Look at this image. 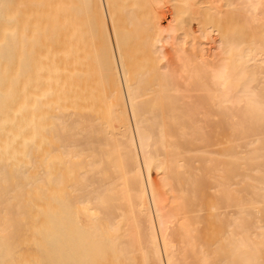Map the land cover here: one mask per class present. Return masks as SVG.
Returning a JSON list of instances; mask_svg holds the SVG:
<instances>
[{"label":"bare ground","instance_id":"obj_1","mask_svg":"<svg viewBox=\"0 0 264 264\" xmlns=\"http://www.w3.org/2000/svg\"><path fill=\"white\" fill-rule=\"evenodd\" d=\"M0 264H264V0H0Z\"/></svg>","mask_w":264,"mask_h":264},{"label":"rangeland","instance_id":"obj_2","mask_svg":"<svg viewBox=\"0 0 264 264\" xmlns=\"http://www.w3.org/2000/svg\"><path fill=\"white\" fill-rule=\"evenodd\" d=\"M220 147H221V145H220V144H215V145H213V146H212V148H211V149H212V150H216V151H217V150H219V149H220Z\"/></svg>","mask_w":264,"mask_h":264}]
</instances>
